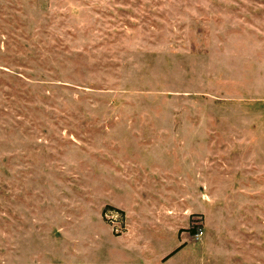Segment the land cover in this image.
<instances>
[{
  "label": "rangeland",
  "instance_id": "1",
  "mask_svg": "<svg viewBox=\"0 0 264 264\" xmlns=\"http://www.w3.org/2000/svg\"><path fill=\"white\" fill-rule=\"evenodd\" d=\"M0 264H264V0H0Z\"/></svg>",
  "mask_w": 264,
  "mask_h": 264
},
{
  "label": "built area",
  "instance_id": "2",
  "mask_svg": "<svg viewBox=\"0 0 264 264\" xmlns=\"http://www.w3.org/2000/svg\"><path fill=\"white\" fill-rule=\"evenodd\" d=\"M202 235H203L202 231H197V232L195 233V236H196V238H198V239L201 238Z\"/></svg>",
  "mask_w": 264,
  "mask_h": 264
},
{
  "label": "trees",
  "instance_id": "3",
  "mask_svg": "<svg viewBox=\"0 0 264 264\" xmlns=\"http://www.w3.org/2000/svg\"><path fill=\"white\" fill-rule=\"evenodd\" d=\"M197 231H194V234L196 233Z\"/></svg>",
  "mask_w": 264,
  "mask_h": 264
}]
</instances>
